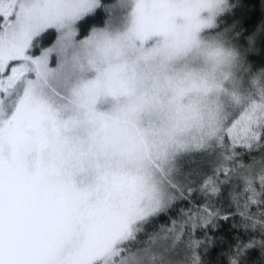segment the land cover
Masks as SVG:
<instances>
[{
    "label": "snow or ice",
    "instance_id": "obj_1",
    "mask_svg": "<svg viewBox=\"0 0 264 264\" xmlns=\"http://www.w3.org/2000/svg\"><path fill=\"white\" fill-rule=\"evenodd\" d=\"M178 16L181 53L208 55L246 99L196 144L137 147L129 120L127 145L94 167L54 184L43 161L29 170L45 124L62 134L106 75L171 53ZM0 264H264V0H0Z\"/></svg>",
    "mask_w": 264,
    "mask_h": 264
},
{
    "label": "rangeland",
    "instance_id": "obj_2",
    "mask_svg": "<svg viewBox=\"0 0 264 264\" xmlns=\"http://www.w3.org/2000/svg\"><path fill=\"white\" fill-rule=\"evenodd\" d=\"M197 0H176L182 10H191ZM172 23V51L154 52L147 58L133 57L135 69L122 68L105 76L103 90L93 89L80 104H73L62 113L70 121L63 133L47 124V145L43 152H29L32 163L41 160L46 165L43 182L54 184L59 178L84 172L94 167L97 159L104 160L117 146L125 147L128 140V121L141 133L137 147L150 146L154 151L169 133L181 142L199 143L204 133L218 117L236 104L239 85L232 77L213 72L211 58L203 52L181 53L185 44V21L174 17ZM102 63V61H101ZM215 75L219 84L210 92L199 87L196 77ZM131 81V91L121 90V82ZM91 102L94 120L85 107ZM212 141L209 138L208 143ZM116 163H121L117 160ZM126 162L131 163V159Z\"/></svg>",
    "mask_w": 264,
    "mask_h": 264
},
{
    "label": "trees",
    "instance_id": "obj_3",
    "mask_svg": "<svg viewBox=\"0 0 264 264\" xmlns=\"http://www.w3.org/2000/svg\"><path fill=\"white\" fill-rule=\"evenodd\" d=\"M243 99H246V95H243ZM234 107H236V104H234L232 107H230V109H232V108H234ZM212 143V142H211ZM211 143L209 144V145H211ZM209 150L211 151L212 150V148L211 147H209Z\"/></svg>",
    "mask_w": 264,
    "mask_h": 264
}]
</instances>
